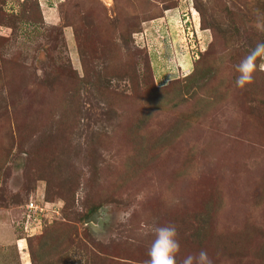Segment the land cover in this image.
<instances>
[{
	"label": "rangeland",
	"instance_id": "374dc122",
	"mask_svg": "<svg viewBox=\"0 0 264 264\" xmlns=\"http://www.w3.org/2000/svg\"><path fill=\"white\" fill-rule=\"evenodd\" d=\"M19 1L0 0V264H144L169 224L177 264H264V60L235 86L264 0H38L49 20Z\"/></svg>",
	"mask_w": 264,
	"mask_h": 264
},
{
	"label": "clouds",
	"instance_id": "9594fccd",
	"mask_svg": "<svg viewBox=\"0 0 264 264\" xmlns=\"http://www.w3.org/2000/svg\"><path fill=\"white\" fill-rule=\"evenodd\" d=\"M264 60V41L256 42L251 51L236 65L238 73L235 86L244 89L253 83L257 71V61ZM264 71V63L259 64ZM180 252V241L175 225H162L154 229V238L147 250L148 259L144 264H177V254ZM181 264H213L206 250L185 256Z\"/></svg>",
	"mask_w": 264,
	"mask_h": 264
},
{
	"label": "built area",
	"instance_id": "2783aa9c",
	"mask_svg": "<svg viewBox=\"0 0 264 264\" xmlns=\"http://www.w3.org/2000/svg\"><path fill=\"white\" fill-rule=\"evenodd\" d=\"M22 214L23 219H29V222L34 223L35 219L45 216L44 214H46V211L45 207H41L38 204L27 200L26 204L24 205Z\"/></svg>",
	"mask_w": 264,
	"mask_h": 264
},
{
	"label": "crops",
	"instance_id": "0c3cea01",
	"mask_svg": "<svg viewBox=\"0 0 264 264\" xmlns=\"http://www.w3.org/2000/svg\"><path fill=\"white\" fill-rule=\"evenodd\" d=\"M4 1H9V0H4ZM23 0L19 1V4L22 2ZM37 5L39 8V12H40V16H42L41 18H43L44 20H49L51 12L53 11V9L48 8V6H44V4L39 3V1L37 0ZM49 5V4H48ZM19 8V5H18Z\"/></svg>",
	"mask_w": 264,
	"mask_h": 264
},
{
	"label": "trees",
	"instance_id": "16d2710c",
	"mask_svg": "<svg viewBox=\"0 0 264 264\" xmlns=\"http://www.w3.org/2000/svg\"><path fill=\"white\" fill-rule=\"evenodd\" d=\"M24 2H25V0H24ZM35 2H37V0H36ZM21 5H24V3H22ZM36 5H37V4H36ZM36 7H37V9L39 10L38 5H37ZM38 12H39V11H38ZM39 15H40V12H39ZM62 210H63V208L61 207V209L59 210V213H61V215H62ZM93 211H94V209L91 208L90 211H89V214H88V215H90ZM61 215H60V217H61ZM88 215H85V219L88 218ZM62 220H63V219H61L60 221H62ZM54 222L56 223V221H54ZM57 222H59V221H57ZM52 224H53V223H52ZM47 226H48V225H45V226H44V224L42 225V227H43V228H42V232L45 230V228H46ZM42 232H41V233H42ZM54 237H55V236L52 235V236L50 237L49 240H50V241H51V240H52V241L55 240ZM55 238L57 239V237H55ZM48 242H49V241H48ZM48 242H43L42 244H40L39 248H40V249L43 248Z\"/></svg>",
	"mask_w": 264,
	"mask_h": 264
},
{
	"label": "water",
	"instance_id": "95a60500",
	"mask_svg": "<svg viewBox=\"0 0 264 264\" xmlns=\"http://www.w3.org/2000/svg\"><path fill=\"white\" fill-rule=\"evenodd\" d=\"M95 215H96V213H94L93 215H91L90 217H88L87 220H86V224L93 223L94 218H95Z\"/></svg>",
	"mask_w": 264,
	"mask_h": 264
}]
</instances>
